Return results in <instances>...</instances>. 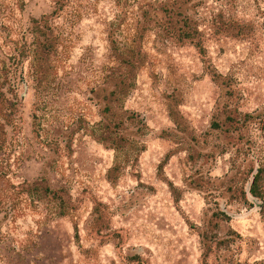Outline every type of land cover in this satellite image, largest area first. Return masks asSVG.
I'll list each match as a JSON object with an SVG mask.
<instances>
[{"label":"rangeland","instance_id":"374dc122","mask_svg":"<svg viewBox=\"0 0 264 264\" xmlns=\"http://www.w3.org/2000/svg\"><path fill=\"white\" fill-rule=\"evenodd\" d=\"M262 125L264 0H0V264H264Z\"/></svg>","mask_w":264,"mask_h":264},{"label":"trees","instance_id":"16d2710c","mask_svg":"<svg viewBox=\"0 0 264 264\" xmlns=\"http://www.w3.org/2000/svg\"><path fill=\"white\" fill-rule=\"evenodd\" d=\"M36 21V20H35ZM41 21V20H40ZM37 23V21H36ZM198 31H194V33L196 34ZM188 35V33H185ZM186 35V36H187ZM50 40V42H49ZM51 43H52V38H46V49L50 50L51 48ZM197 46L200 48V44H197ZM253 115L247 114L245 116V120H248L249 118H253ZM262 127H264V125H262ZM113 169V168H112ZM249 193L251 194V196H253L254 198L258 199L260 201V207L262 208V210L264 209V164L262 165H258V167L255 169V171L252 173V179L249 185ZM220 215L218 216H222L220 218H222L223 220H227L229 219V216L225 213H218ZM215 216V215H214ZM216 216V217H218ZM219 218V217H218ZM199 236L201 237V244L203 246V264H207V260L206 258L208 257L210 251H211V247L209 245L210 242H214L210 236H208L205 233H200Z\"/></svg>","mask_w":264,"mask_h":264}]
</instances>
